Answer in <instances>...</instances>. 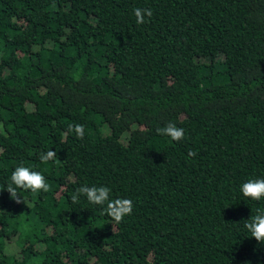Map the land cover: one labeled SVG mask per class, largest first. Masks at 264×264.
<instances>
[{"label":"trees","instance_id":"16d2710c","mask_svg":"<svg viewBox=\"0 0 264 264\" xmlns=\"http://www.w3.org/2000/svg\"><path fill=\"white\" fill-rule=\"evenodd\" d=\"M19 165L49 190L11 199ZM260 178L264 0H0V264H264Z\"/></svg>","mask_w":264,"mask_h":264},{"label":"clouds","instance_id":"9594fccd","mask_svg":"<svg viewBox=\"0 0 264 264\" xmlns=\"http://www.w3.org/2000/svg\"><path fill=\"white\" fill-rule=\"evenodd\" d=\"M136 17V23L142 24L145 22V15L147 17L152 16L151 9L135 8L133 10ZM74 130L76 136L80 139L84 137L83 125L76 124L70 125L69 131ZM158 134L162 136H168L173 141H181L184 138V129L178 128L173 123H168L163 128L157 129ZM56 153L53 150L48 151L46 154H41L40 159L42 162L47 163L49 160L54 159ZM188 155L194 156L195 153L190 151ZM12 185H15L13 187ZM49 185L45 181V177L39 171H33L23 165L17 166L11 175V185L6 190L10 193V198L17 203L20 201L16 189L22 188L24 190H30L33 193L40 191H48ZM241 192L244 197L251 200L259 201L264 198V178L250 179L241 185ZM110 189L106 186H82L76 190V193L72 195L71 199L75 203L78 201L79 195L83 194L87 200L94 205L105 206L102 207V213L111 217L112 220L119 224L125 216L131 215L133 210V202L128 198H118L115 200L109 199ZM245 227L251 233L250 237H254L257 242L264 244V213H258L252 219L245 223Z\"/></svg>","mask_w":264,"mask_h":264}]
</instances>
